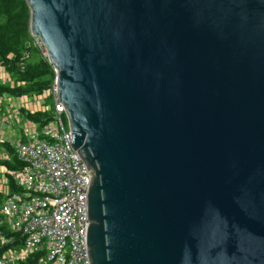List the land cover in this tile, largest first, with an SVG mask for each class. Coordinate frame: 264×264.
<instances>
[{"label": "water", "instance_id": "water-1", "mask_svg": "<svg viewBox=\"0 0 264 264\" xmlns=\"http://www.w3.org/2000/svg\"><path fill=\"white\" fill-rule=\"evenodd\" d=\"M90 179V264H264V0H25Z\"/></svg>", "mask_w": 264, "mask_h": 264}, {"label": "built area", "instance_id": "built-area-1", "mask_svg": "<svg viewBox=\"0 0 264 264\" xmlns=\"http://www.w3.org/2000/svg\"><path fill=\"white\" fill-rule=\"evenodd\" d=\"M33 38L47 59L41 40ZM0 71L5 73L1 67ZM33 97H15L17 109L12 118L2 117L0 122V159L9 158L3 147L8 143L23 162L22 169L8 171L17 191H11L6 169L0 165V191L6 196L0 203V246L14 241L13 236L5 237V231L24 237L20 248L3 253L0 264H14L34 254L38 256L32 264H90L86 247L90 179L81 157L70 146L73 136L64 124L67 117L56 96L55 80L47 91ZM48 98L52 103L42 107ZM46 109H52V118L43 125L22 112ZM13 123L18 124L17 130Z\"/></svg>", "mask_w": 264, "mask_h": 264}, {"label": "trees", "instance_id": "trees-1", "mask_svg": "<svg viewBox=\"0 0 264 264\" xmlns=\"http://www.w3.org/2000/svg\"><path fill=\"white\" fill-rule=\"evenodd\" d=\"M0 67L5 70L9 82H0V96L7 94L11 97L38 96L47 91L53 84L56 73L52 65L36 46L33 36L29 32V8L25 0H0ZM47 100L51 102V98ZM27 119L47 123L52 118L49 110H22ZM8 153V159H0V165L6 169L11 191H17L9 172L19 170L23 162L15 154V149L8 143L3 144ZM5 194L0 191V203ZM5 237L13 236L14 241L0 246V258L10 248L17 249L23 245L24 237L19 233L4 232ZM38 254L31 255L25 260L14 264H32Z\"/></svg>", "mask_w": 264, "mask_h": 264}, {"label": "rangeland", "instance_id": "rangeland-1", "mask_svg": "<svg viewBox=\"0 0 264 264\" xmlns=\"http://www.w3.org/2000/svg\"><path fill=\"white\" fill-rule=\"evenodd\" d=\"M0 82L1 83L9 82L8 76L5 73H2L1 71H0ZM4 95L5 97L0 99V122H1L2 117L6 119L12 118L11 114L17 109L16 107L17 100H15V97H11L7 94H4ZM33 98L37 99L36 97H33ZM33 98L29 96H24V99L26 100H32ZM49 105H50V101L46 99L44 100L42 107H46ZM21 109H23V107L20 108V111ZM9 121H12V120H9ZM64 124L66 127L68 126V122L66 118L64 119ZM13 127L15 130H17L18 124L13 123Z\"/></svg>", "mask_w": 264, "mask_h": 264}]
</instances>
